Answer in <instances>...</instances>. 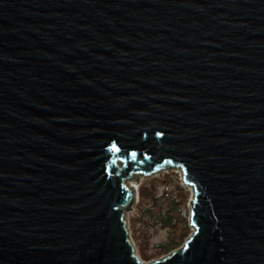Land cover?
<instances>
[{
  "label": "water",
  "instance_id": "obj_1",
  "mask_svg": "<svg viewBox=\"0 0 264 264\" xmlns=\"http://www.w3.org/2000/svg\"><path fill=\"white\" fill-rule=\"evenodd\" d=\"M177 168L144 262L127 183ZM0 264H264V0H0Z\"/></svg>",
  "mask_w": 264,
  "mask_h": 264
},
{
  "label": "rangeland",
  "instance_id": "obj_2",
  "mask_svg": "<svg viewBox=\"0 0 264 264\" xmlns=\"http://www.w3.org/2000/svg\"><path fill=\"white\" fill-rule=\"evenodd\" d=\"M181 180L177 168L148 178L139 176L127 183L137 192L131 212L126 213L129 237L136 254L144 262L158 260L170 253V250L162 251L159 244L168 239L180 241L176 250L191 234L188 221L192 193ZM186 231V238L181 240Z\"/></svg>",
  "mask_w": 264,
  "mask_h": 264
},
{
  "label": "trees",
  "instance_id": "obj_3",
  "mask_svg": "<svg viewBox=\"0 0 264 264\" xmlns=\"http://www.w3.org/2000/svg\"><path fill=\"white\" fill-rule=\"evenodd\" d=\"M186 236H187V231H186V233H185V235L184 236H181L180 238H181V240L182 239H185L186 238ZM180 241L177 243V242H172V240H170V239H168V241H166V242H164V243H161V244H159L158 246H159V248L160 249H162V251H169V252H171L172 250H174L176 247H178L179 245H180Z\"/></svg>",
  "mask_w": 264,
  "mask_h": 264
},
{
  "label": "bare ground",
  "instance_id": "obj_4",
  "mask_svg": "<svg viewBox=\"0 0 264 264\" xmlns=\"http://www.w3.org/2000/svg\"><path fill=\"white\" fill-rule=\"evenodd\" d=\"M129 185V184H128ZM136 189V188H135Z\"/></svg>",
  "mask_w": 264,
  "mask_h": 264
}]
</instances>
